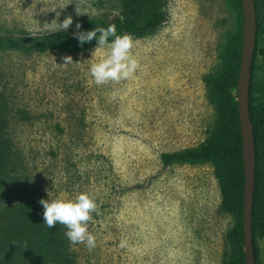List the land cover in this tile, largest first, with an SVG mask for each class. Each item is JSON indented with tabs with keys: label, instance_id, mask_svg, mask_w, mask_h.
<instances>
[{
	"label": "rangeland",
	"instance_id": "rangeland-1",
	"mask_svg": "<svg viewBox=\"0 0 264 264\" xmlns=\"http://www.w3.org/2000/svg\"><path fill=\"white\" fill-rule=\"evenodd\" d=\"M237 2L166 0L162 25L132 35L140 67L120 82H93L89 66L101 58L96 42L41 52L0 47L1 134L9 146L1 192L10 206L41 205L48 193H92L94 249L71 244L58 224L73 264H222L226 251L244 258L243 243L241 252L232 243L234 219L221 209L219 159H162L198 147L224 120L205 77H225L230 68L243 25ZM124 13L117 0H0V31L38 33L55 30L67 15L72 28ZM259 40L264 47V33ZM64 55L73 62L61 64ZM256 58L264 66V56ZM253 76L251 104L264 106V70ZM222 96L236 100V89ZM257 140L263 154L262 128ZM255 241L264 264V237Z\"/></svg>",
	"mask_w": 264,
	"mask_h": 264
},
{
	"label": "trees",
	"instance_id": "trees-1",
	"mask_svg": "<svg viewBox=\"0 0 264 264\" xmlns=\"http://www.w3.org/2000/svg\"><path fill=\"white\" fill-rule=\"evenodd\" d=\"M125 12L122 16L111 19H90L81 24V30H90L96 25L107 27L115 24L118 34L129 33L136 37L145 36L159 28L166 19L164 4L166 0H117ZM254 0L256 10V44L251 63V78L249 86V112L253 128L255 155V182L252 206V238L255 264H260L255 239L264 237V153L258 146L257 131L264 132V106L252 105L253 94L257 82L254 79L255 69L264 70L263 65L257 63V55L264 56V47L258 46L259 35L264 33L261 8L264 0L259 4ZM236 7L242 15L241 0ZM243 20V19H242ZM75 27L67 31H43L31 33L26 29L17 31L1 30L0 47L13 49H27L44 51L53 47L80 48L95 43V39L83 45L78 44L72 35ZM111 39V38H110ZM238 46L231 57L230 68L225 77L212 75L205 77V89L209 98H219L218 103L224 106V120L210 130L205 140L196 148H187L174 153H163L164 164L173 162L219 161L216 164L217 176L221 184L223 200L221 209L231 214L234 219V229L231 235L232 243L241 252L242 237V208L244 172L242 164L241 135L238 119L237 101L227 103L224 94L236 89L239 73L242 33L238 38ZM0 106V175L4 172L9 157V146L1 134L4 126ZM263 161L262 169L259 164ZM3 185L0 176V264H73L65 250V239L58 224L48 229L43 222V207L36 202L29 201L18 206H10L6 195L1 192ZM222 264H245L244 258L236 254L225 252Z\"/></svg>",
	"mask_w": 264,
	"mask_h": 264
},
{
	"label": "clouds",
	"instance_id": "clouds-1",
	"mask_svg": "<svg viewBox=\"0 0 264 264\" xmlns=\"http://www.w3.org/2000/svg\"><path fill=\"white\" fill-rule=\"evenodd\" d=\"M72 24V16L67 15L57 23L56 31H67ZM75 29L72 35L78 44L83 45L95 39L94 51L101 50V58L89 66V73L96 85L134 78L140 64L133 54L135 41L131 34H118L115 24H109L107 27L96 25L85 31L81 30V23L77 21ZM62 60L61 64L73 62L71 55H64ZM39 203L43 207V222L48 229L56 224L64 225L66 228L64 235L71 244H83L89 250L97 246V238L89 230L92 214L97 210L96 197L92 193L78 191L73 197L58 196L54 199H50L48 193V199L41 198ZM120 244L123 247L125 242L122 240Z\"/></svg>",
	"mask_w": 264,
	"mask_h": 264
},
{
	"label": "water",
	"instance_id": "water-1",
	"mask_svg": "<svg viewBox=\"0 0 264 264\" xmlns=\"http://www.w3.org/2000/svg\"><path fill=\"white\" fill-rule=\"evenodd\" d=\"M242 42L239 73L236 84V100L241 135L242 164L244 172L242 237L245 264H255L252 238V206L255 182V146L249 112V86L251 63L256 44V10L254 0H241Z\"/></svg>",
	"mask_w": 264,
	"mask_h": 264
}]
</instances>
